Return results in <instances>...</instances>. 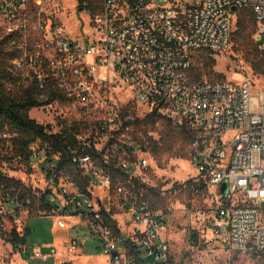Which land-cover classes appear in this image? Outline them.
Instances as JSON below:
<instances>
[{"label": "built area", "instance_id": "obj_1", "mask_svg": "<svg viewBox=\"0 0 264 264\" xmlns=\"http://www.w3.org/2000/svg\"><path fill=\"white\" fill-rule=\"evenodd\" d=\"M56 1L0 0L16 85L33 86L40 103L32 108L44 113L31 117L42 129L26 156L14 151L19 132L0 126V227L22 234V217L39 211L44 195L48 210L40 214L75 231L60 248L34 247L35 259L187 264L174 259L166 236L170 210L148 195L155 165L141 125L156 112L194 132L190 162L209 196L186 209L191 243L207 233L240 253L264 255V89L251 76L191 77L195 50L230 47L236 9L253 11L264 44V0H100L76 34L55 13ZM87 243L97 254L86 253Z\"/></svg>", "mask_w": 264, "mask_h": 264}, {"label": "rangeland", "instance_id": "obj_2", "mask_svg": "<svg viewBox=\"0 0 264 264\" xmlns=\"http://www.w3.org/2000/svg\"><path fill=\"white\" fill-rule=\"evenodd\" d=\"M199 1L182 0L181 2L196 3ZM55 4L53 2L51 4L55 6V13L70 33L83 32L89 27L87 23L91 12L89 10L78 11L76 0H60ZM244 12L249 11L244 10ZM239 16V11H236L232 19V30L236 28ZM1 32L3 33L2 29ZM256 33L257 25L251 23L245 36V44L242 47L235 45L231 40L230 47L223 51L195 50L192 62L196 71L198 73L201 71L200 75L203 79L209 80L240 79L251 76L254 88L264 89V73L255 71L251 64L254 56L259 59L264 54V44L256 43ZM202 56L208 57L205 63L200 61ZM203 64L204 67H202ZM143 111V108L135 106L137 114H144ZM29 114L33 118H41L44 113L42 110L32 108ZM141 127L145 133L150 135V141L153 140L154 144L167 147V141L173 142L171 150L166 149L160 156L155 155L153 161L155 165L154 182L158 184L161 195L164 197L163 207L170 210L166 236L171 245L174 259L187 264H264V258L259 254L240 253L226 247L219 238L207 233H198L196 244L191 243L186 209L190 206H202L207 202L209 196L208 189L207 192L204 189L192 190L202 178L190 162L191 142H185L182 137L178 136L175 133L178 130L164 117H160L154 122L147 118L142 122ZM1 166L3 169H8L7 163L4 165L1 163ZM35 181L38 183L37 178ZM190 181L195 184L188 185ZM176 184L182 186L175 187ZM37 213L33 212L28 218L25 215L21 219V226L27 225L30 229L26 244L22 249L14 251L13 245L0 235V264H54L53 259L45 262L33 258L31 256L33 248L41 246L43 250L48 251L50 244L60 248L61 246L57 245L58 241L74 235L75 229L59 228L56 226L53 215ZM81 236L85 235L81 234ZM88 246L89 243H87ZM86 253L97 254V250L86 248ZM102 259V256H95L97 261H102Z\"/></svg>", "mask_w": 264, "mask_h": 264}, {"label": "trees", "instance_id": "obj_3", "mask_svg": "<svg viewBox=\"0 0 264 264\" xmlns=\"http://www.w3.org/2000/svg\"><path fill=\"white\" fill-rule=\"evenodd\" d=\"M99 2L100 0H79L77 10H89L91 13H93L99 9ZM244 10H248L249 12H244ZM236 11H239L240 16L237 19L236 28L231 32V40L235 45H239L242 47L245 44V36L249 25L251 23L256 24V21L254 13L250 8H239L236 9L234 13H236ZM257 42L259 41H256V43ZM203 50L213 52L208 49ZM14 56L15 50L9 42L8 35L3 34L0 28V126L7 125L11 130L19 132V137L15 141L14 151L16 154L20 150L21 154L23 156H26L27 143L35 139L40 134V131L42 129V127L37 124L29 114V110L36 104L40 103V101L37 99V94L33 86L16 85L17 80L10 69L9 62L10 59H12ZM207 58L208 57L202 56L200 61H203L205 63V60ZM251 64L255 71L264 73V54L259 59L254 56L251 60ZM202 67H204V64L202 65ZM200 74L201 71H199L198 73L192 62L191 77L193 79H203ZM7 83H13L15 87H17L14 90H9L7 89ZM145 116L146 119H152L153 122L161 117L156 112H150ZM144 117L142 118V122L146 120L144 119ZM174 127L178 130V132H174L178 134V136L182 137L185 142L192 141V138L194 136V132H192V130L187 128L185 125H182L181 127ZM172 143L167 141V147H163L162 145L160 146L158 144H154V141L152 140L151 153L153 155V158L155 159V155L160 156V154L163 153L166 149L171 150L173 148ZM201 178L202 180L198 184L192 183L190 181L188 185L191 186L195 184L192 190L204 189L205 192H207L206 181L203 176H201ZM174 186L179 187L182 185L176 184ZM9 187L14 188V190H17V192H20L22 194L27 193V191L24 190L23 186L19 185L17 182H11L9 184ZM148 195L153 206L160 209H166L163 207L165 204L164 197L161 195L160 188L158 187V184H156V182H154V184L149 187ZM32 202L34 205H36V200L34 198H32ZM37 206L39 211L48 210L44 195L40 200H38ZM39 211H36L38 212L37 214H40ZM29 231L30 229L27 225L24 227L22 234H19L16 230H13L12 232H6L0 227V235L5 241L10 242L13 245L14 251H18L24 247ZM261 256L264 258V255Z\"/></svg>", "mask_w": 264, "mask_h": 264}, {"label": "water", "instance_id": "obj_4", "mask_svg": "<svg viewBox=\"0 0 264 264\" xmlns=\"http://www.w3.org/2000/svg\"><path fill=\"white\" fill-rule=\"evenodd\" d=\"M232 9L235 10L236 7L233 6ZM222 191H224V192L227 191V182H224V184L222 185Z\"/></svg>", "mask_w": 264, "mask_h": 264}, {"label": "crops", "instance_id": "obj_5", "mask_svg": "<svg viewBox=\"0 0 264 264\" xmlns=\"http://www.w3.org/2000/svg\"><path fill=\"white\" fill-rule=\"evenodd\" d=\"M63 242H64V240L58 241L57 245L61 246ZM87 248L94 249V245L89 244V246Z\"/></svg>", "mask_w": 264, "mask_h": 264}]
</instances>
